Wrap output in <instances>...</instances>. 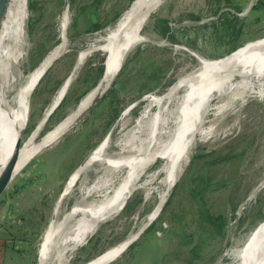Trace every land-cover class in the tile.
<instances>
[{"label":"rangeland","instance_id":"rangeland-1","mask_svg":"<svg viewBox=\"0 0 264 264\" xmlns=\"http://www.w3.org/2000/svg\"><path fill=\"white\" fill-rule=\"evenodd\" d=\"M132 1L76 0L73 6L69 4L66 50L30 95L21 144L35 131L54 94L73 73L81 54L83 62L60 102L62 104L38 130L36 141L50 133L76 108L80 99L100 83L103 77L98 67L105 56L92 48L95 37L117 21ZM63 4L64 0H26L24 43L19 58V68L24 76L59 43L58 21L64 13ZM160 20L166 22L169 39L155 29ZM92 25H101V29L91 31ZM143 29L141 35L146 40L128 52L117 76L104 93L106 95L117 80L119 93L116 103L122 108L108 131L106 156L112 157L119 152L118 138L141 115L148 99L164 97L178 81L198 67V57L212 61L221 59L248 43L264 38V0H164ZM27 50H30L28 65L25 58ZM101 56L104 60L100 59ZM156 60L160 63L153 67ZM66 96L68 98L63 104ZM98 103L83 121L55 143L40 149L11 178L0 197V264H40L38 250L42 234L51 220L59 221L80 200L82 193L98 180L121 177V173H113L101 162H94L80 174L71 191L62 194L71 174L105 137L99 138L101 132L93 131L104 113V109L98 110ZM162 103L163 108L165 100ZM223 103H226L225 97L210 100L212 110L204 117L202 126L210 130L209 138L199 141L196 136L189 141V159L181 167L166 198L165 204L170 198L171 202L159 226L166 231L171 228V238L151 242L144 255L133 263H128L125 251L109 264H158L159 258H162L161 264H224L226 249L264 219V99L255 95H238L236 102L217 112L215 108ZM155 112L156 108L150 115ZM123 113L126 114L121 117ZM152 115L146 127L147 134L151 131ZM174 117L172 114V119ZM198 154L210 155L191 163ZM156 161L132 184L120 211L100 220L85 244L76 246L65 264H87L138 231L143 220L155 208L162 190L161 181L165 175L155 174L162 165L161 160ZM106 168L107 172L104 171ZM194 173L209 179L206 190L200 192L189 187L188 191L184 188L187 181L184 178L181 182L182 178ZM178 184L181 187L177 189ZM87 199L89 202L97 200L95 196ZM200 204L214 216L225 219L222 235H216L218 232L214 230L204 236L202 228L196 226L195 217L204 209ZM170 210L174 211L172 216ZM161 215L159 213L147 229ZM182 228L185 232L182 235H191L188 245L197 238L199 259L195 261L185 255L187 246L180 245L182 236L178 231ZM153 229L150 237L159 236L160 230ZM173 249L179 250L171 254Z\"/></svg>","mask_w":264,"mask_h":264},{"label":"bare ground","instance_id":"bare-ground-1","mask_svg":"<svg viewBox=\"0 0 264 264\" xmlns=\"http://www.w3.org/2000/svg\"><path fill=\"white\" fill-rule=\"evenodd\" d=\"M160 1L162 0H133L117 21L96 35L92 48H96L105 56V77L80 99L76 108L50 133L36 141L35 137L43 125V118L59 104L81 67L83 62V54H81L73 73L63 81L54 94L42 121L21 144V132L27 118L30 95L50 62L62 56L66 50L65 29L69 16L65 12L58 21L59 43L24 76L19 68V58L24 43L23 22L26 16V0H9L0 22V179L8 169L11 170V178L14 177L40 149L55 143L76 114L102 90L107 89L128 52L146 40L141 35V31L158 9L157 4ZM197 59L198 67L178 81L164 97L148 99L141 115L118 138L120 144L118 153L112 157L106 156L109 137L103 139L84 164L71 174L64 186L63 195L71 191L80 174L91 163L101 162L113 173L122 175L117 179L113 177L97 179L96 184L86 189L80 200L59 221L51 220L42 234L38 250L40 264L67 263L75 247L85 244L86 238L100 220L114 216L120 211L130 194L132 184L140 179L156 160H161L162 165L157 167L155 174L165 175L161 181L162 190L155 208L143 220L138 230L152 222L159 215L160 207L174 185L181 167L189 159L190 146H187L189 141L196 136L202 141L209 135L210 130L203 128V124L204 117L209 110H212L209 107L210 100L213 97L218 99L225 97L226 103L214 107L217 112H221L229 103L236 102L238 95H255L258 99H264V39L248 43L221 59L213 61L199 57ZM163 100L166 106L162 108ZM154 108L156 112L154 115L151 114L153 120L149 125L151 131L147 134L146 127L151 121L150 112ZM125 114L123 113L121 117ZM172 114H175L173 119ZM160 116L162 117L159 118ZM126 138L128 140H125ZM107 168L104 171L107 172ZM92 196L97 200L87 201V198ZM134 237L135 235H130L122 243L107 249L87 264H109L116 260ZM223 258L226 260L224 264H264V219L243 238L229 246Z\"/></svg>","mask_w":264,"mask_h":264},{"label":"trees","instance_id":"trees-1","mask_svg":"<svg viewBox=\"0 0 264 264\" xmlns=\"http://www.w3.org/2000/svg\"><path fill=\"white\" fill-rule=\"evenodd\" d=\"M75 2H76V0H70L71 6H73L75 4ZM100 29H101V25H92L91 31L93 30L95 32V31H99ZM155 29L157 32L161 33L163 35V37L169 39L168 28L166 26L165 21H163V20L158 21V25H157V27H155ZM228 29H229V27H228ZM137 54H139V53H137ZM100 59L101 60L103 59L102 56ZM154 63L155 64H153L152 66L156 67L159 65L160 62L158 60H156V61H154ZM98 69L102 74L103 73V63L100 67H98ZM122 73H123V71L120 73L119 77L122 75ZM160 74H162V72ZM160 74H158V75H160ZM158 75H157V77H158ZM117 83H118L117 80L114 81V83L112 84V88H110L107 91L106 95H104L101 98L100 102L97 105L98 110L104 109V113H103L102 117H100L99 122L97 123V125H94V128H93V131L96 129V131L98 133L101 132L98 135L99 138H101L102 135H106V133H108V131L111 127V124L116 120V118L119 115L120 109L122 108V107H120L119 103H116V101H118L117 97H118V93H119V92H117V88H116ZM68 96H66L64 98L63 104H64L65 100H67ZM77 101H78V98L76 97L75 103H77ZM31 117H32V113H30V115H29L30 120H31ZM30 128H31V126H30ZM98 129H100V131H98ZM208 155H210V154H205V155L198 154L192 158L191 163H193V161H195V160H201L204 158V156H208ZM184 178H186V181H187L184 188H187L188 191H189V187H191L193 190L194 189L200 190V192L206 190V188H207L206 182L209 179L204 178L202 175H200V173H194L190 177L185 175L182 178L181 182H183ZM179 186H180V184H178L176 186V188L178 189ZM176 188H175L173 194L176 192ZM170 202H171V198L164 205V207L161 211V213H162L161 217L149 229H146L144 231V233L126 250V256H127L128 263H133V261H135L136 258L139 256L142 257L144 255L145 251L149 248V246H150L149 244L151 242L156 241L158 239L168 240L171 238L170 236L173 235L172 229L170 228V230L166 231L165 229H161V227L159 226V224L161 223L162 216H163V214H165L167 212V209L170 205ZM200 206H202V208H204L203 204H200ZM173 213H174V211L170 210V215ZM195 223H196V226L198 225L197 227L202 228V234L204 236L208 235V233H207L208 231L213 232L215 230L216 232H218V234L216 233V235H222L225 231V219L223 217H220V216H218V217L214 216V214H211L209 212V210H207L205 208L203 209L201 214H199L195 217ZM154 227L157 229V231L160 230L159 231L160 235L159 236L154 235L153 237H150L149 233L154 230L153 229ZM182 233H185L183 228H182V230L178 231V234L182 236V241L180 242L181 247L187 246V251H186L185 255L190 256V259L194 260V261L199 259V253H196L198 251V246L196 244L197 238L193 240L191 245L190 244L188 245V243L191 242L190 241L191 235L190 236L189 235L184 236V235H182ZM178 250L179 249H173L171 254L176 253ZM159 260H162V258H159Z\"/></svg>","mask_w":264,"mask_h":264},{"label":"water","instance_id":"water-1","mask_svg":"<svg viewBox=\"0 0 264 264\" xmlns=\"http://www.w3.org/2000/svg\"><path fill=\"white\" fill-rule=\"evenodd\" d=\"M164 0L160 1L158 4H157V8L163 3ZM9 0H0V22H1V19L4 15V12H5V9H6V6L8 4ZM70 4V0H64V4H63V9H64V13L67 12L68 10V6ZM63 13V14H64ZM65 32H66V29H65ZM264 39V38H262ZM61 56L57 57L56 59L52 60L50 62V64L48 65L47 69L45 70L44 74L41 76V78L45 75V73L49 70V68L60 58ZM26 63L27 65L29 64V61H30V50H27L26 51ZM122 66V65H121ZM121 69V68H120ZM105 74H106V67H104V62H103V73H102V77H105ZM118 73H116V75L112 78V81L115 79V77L117 76ZM101 77V78H102ZM40 78V80H41ZM39 80V81H40ZM38 81V83H39ZM111 81V83H112ZM38 83L36 84V86L38 85ZM110 83V84H111ZM35 86V87H36ZM34 87V88H35ZM34 90V89H33ZM67 91V90H66ZM106 90H102L84 109H82L80 112H78L76 114V116L73 118V120L71 121L70 125L64 130V132L62 133V135L60 137H62L63 135H65L66 133H68L70 130H72L77 124H79L81 121H83V119L92 111V109L96 106V104L98 103V101L101 99V97L104 95ZM66 93V92H65ZM65 95V94H64ZM64 97V96H63ZM62 97V99H63ZM61 99V101H62ZM60 101V102H61ZM59 102V104H60ZM59 104L54 108V110L59 106ZM134 107V106H132ZM52 110L45 118H43V123L47 120V118L49 117V115L54 111ZM27 119V118H26ZM42 121V120H41ZM110 135V132H108L105 137L103 139H106L108 138ZM59 137V138H60ZM58 138V139H59ZM57 139V140H58ZM56 140V141H57ZM20 141H21V138H20ZM54 143V142H53ZM20 144V143H19ZM85 162V161H84ZM84 162L80 165L82 166L84 164ZM11 180V170L8 169L5 174L3 175V177L0 179V197L2 196V194L4 193V191L6 190V187L8 185V183L10 182ZM173 187V186H172ZM171 187V188H172ZM171 191V190H170ZM169 191V192H170ZM168 192V194H169ZM63 194V192H62ZM168 194L166 195L163 203H162V206L160 207V212L162 211L164 205H165V201H166V198L168 196ZM52 222V221H51ZM152 222H149L148 224H146L143 228H141L140 230H138L134 235L135 237L133 238L132 241L129 242V244L126 246V249L125 251L141 236V234L149 227V225L151 224ZM124 251V252H125ZM123 252V253H124ZM161 260H159V263L158 264H161Z\"/></svg>","mask_w":264,"mask_h":264}]
</instances>
